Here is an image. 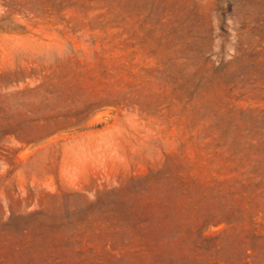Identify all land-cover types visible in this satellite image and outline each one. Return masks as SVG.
<instances>
[{"label": "rangeland", "instance_id": "obj_1", "mask_svg": "<svg viewBox=\"0 0 264 264\" xmlns=\"http://www.w3.org/2000/svg\"><path fill=\"white\" fill-rule=\"evenodd\" d=\"M0 264H264V0H0Z\"/></svg>", "mask_w": 264, "mask_h": 264}]
</instances>
